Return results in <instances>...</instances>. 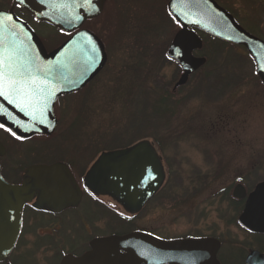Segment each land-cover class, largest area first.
<instances>
[{
    "label": "rangeland",
    "instance_id": "rangeland-1",
    "mask_svg": "<svg viewBox=\"0 0 264 264\" xmlns=\"http://www.w3.org/2000/svg\"><path fill=\"white\" fill-rule=\"evenodd\" d=\"M168 1L104 0L101 13L82 27L102 38L106 63L82 91L59 100L54 109L58 126L49 136L7 144L2 162L8 180L25 166L54 159L67 160L81 172L102 152L142 140L161 155L165 180L135 218L122 217L110 200L95 209L87 202L85 209L59 219L71 225L68 231L64 227L69 236L61 235L60 248L83 243L87 233L135 228L162 235L215 231L239 255L264 243L237 224L242 205L230 200L235 184L251 190L264 180V84L243 46L201 35L196 55L206 62L173 90L181 70L165 57L178 29L167 14ZM215 1L246 31L264 35V0ZM10 4L0 0V7ZM24 14L45 50L66 40L51 25ZM54 220L27 211L10 263L57 264L50 238H41L49 232L45 223Z\"/></svg>",
    "mask_w": 264,
    "mask_h": 264
},
{
    "label": "water",
    "instance_id": "water-1",
    "mask_svg": "<svg viewBox=\"0 0 264 264\" xmlns=\"http://www.w3.org/2000/svg\"><path fill=\"white\" fill-rule=\"evenodd\" d=\"M104 0H12L8 10H0L4 22L3 47L15 48L20 62L29 65L37 84L45 89L47 107L42 122L25 115L0 97V124L21 138L36 134L50 135L56 127L54 104L63 94L84 87L103 67L106 61L103 44L86 29H79L87 19L97 17ZM22 7L37 21L45 22L60 31L77 30L56 49L46 52L34 30L14 13ZM168 10L180 24L167 54L182 67L175 86L183 85L188 76L202 66L206 59L194 57L193 49L201 48L202 41L192 28H197L222 41L243 45L256 64V73L264 84V41L243 29L224 8L214 0H169ZM8 16L15 22L18 36L9 31ZM182 53L176 55V51ZM44 107L43 103L40 104ZM5 148L0 142V157ZM1 172V169H0ZM165 172L155 148L146 140L118 150L102 152L87 171L84 184L95 194L107 195L129 213H137L160 188ZM232 195L246 197L239 222L255 233L264 234V180L246 194L241 185ZM81 197L71 172L66 165H31L26 168L21 184H10L0 173V262L7 259L15 246L21 229L23 207L32 200L37 209L58 212L76 206ZM211 244L207 257L203 251ZM219 242L212 239L163 240L151 234L135 231L124 235L95 238L90 249L79 257L68 254L61 264H195L214 262ZM203 257V258H202ZM264 260L261 253L251 250L247 264H257L254 258ZM255 258V259H256ZM9 264V263H8Z\"/></svg>",
    "mask_w": 264,
    "mask_h": 264
},
{
    "label": "flooded vegetation",
    "instance_id": "flooded-vegetation-1",
    "mask_svg": "<svg viewBox=\"0 0 264 264\" xmlns=\"http://www.w3.org/2000/svg\"><path fill=\"white\" fill-rule=\"evenodd\" d=\"M7 2H9V0H5ZM9 5L4 8V7H0V9L2 10H8L9 9ZM224 8V7H223ZM226 9V8H225ZM227 10V9H226ZM229 13H231L229 10H227ZM21 13V12H19ZM16 14L23 20H25L27 23H29L28 21V18L25 16L24 13H21V14H18L16 12ZM168 14V13H167ZM232 14V13H231ZM169 15V14H168ZM234 16V14H232ZM169 18L172 20V18L169 16ZM235 18V16H234ZM94 18L92 19H89V20H86V21H91L93 20ZM85 21V22H86ZM84 22V23H85ZM238 22V21H237ZM83 23V24H84ZM175 23V22H174ZM30 24V23H29ZM178 27L177 31L180 29V25L178 23H175ZM81 28H84V29H87L89 30L90 32H92L93 34H95L99 40L102 42L103 44V48H104V51H105V45H104V42L102 41V38L100 36H98L94 31H92L91 29L89 28H85V27H82ZM193 30L201 37V35H205L207 37H209L208 35L204 34L203 32H201L200 30L196 29V28H193ZM261 31L263 32L264 31V14H263V26L261 28ZM75 33V31H72L70 33L67 34V37H71L73 34ZM257 36V35H255ZM258 38L264 40V35L262 36H257ZM202 39V37H201ZM203 41V39H202ZM203 46V45H202ZM169 48V47H168ZM202 48V47H201ZM201 48H196V49H193L191 54L194 56V57H203V56H198L196 55V51L201 49ZM168 50V49H167ZM47 52H50L51 50L49 49H46ZM167 53V52H166ZM105 55H106V61H107V53L105 51ZM206 59V58H205ZM105 61V63H106ZM174 61V60H173ZM176 62V61H175ZM176 64L178 65V67L180 68L181 70V73H182V67L180 66V64L178 62H176ZM200 68V67H199ZM95 77V76H94ZM93 77V78H94ZM92 78V79H93ZM89 83V82H88ZM181 86L183 85H180V86H176L174 87L173 86V90L177 89V88H180ZM84 87L80 88L79 90L77 91H74V92H71L69 94H65V95H61L55 105H54V109H55V106L56 104L59 102V100L61 98H64V97H68V96H73V95H76L78 94L80 91H82ZM55 111V110H54ZM55 117H56V127L55 129L57 128L58 126V117L57 115L55 114ZM54 129V130H55ZM53 130V131H54ZM8 133V135H7ZM4 134L6 135L7 138L5 137H2L1 135ZM45 137V136H49V135H35V136H31L27 139H23V138H17L16 135H13V133H11L8 129H6L5 127L3 128H0V142L1 144L4 146L5 148V153L3 156L0 157V169H1V176L3 177V179L5 181H7L8 183L10 184H21L22 182V179H23V175H24V172L26 170L27 167L31 166H25L23 168V171L21 172V174H15L14 176L10 177V180L6 179V176H9L5 170V165H3V162H2V159L3 157L5 156L6 154V151L7 149L9 148L8 147V142L10 143H13V142H16V143H23L24 141L26 140H29V139H33L35 137ZM152 144V143H151ZM153 145V144H152ZM154 146V145H153ZM154 148L156 149L157 153H158V150L156 148V146H154ZM121 149V148H120ZM159 154V153H158ZM160 155V154H159ZM161 157V155H160ZM161 160H162V157H161ZM54 163H62L64 165L67 166V168L69 169V171L71 172L79 190L81 191V197H80V200L79 202L77 203L76 206H68V207H65L64 209L58 211V212H50V211H47V210H42V209H37L34 205H33V202L35 200H32L30 203H27L24 207H23V210H22V225H21V231H20V234L18 237H20L21 234H24V218L26 217V213L27 211H32V212H36L38 214L40 213H45V214H50L52 218H54L55 220L54 221H51V222H48V223H45L47 225H49V232L48 233H45L41 236V238L45 239L47 237L50 238V241L52 242L51 246L52 248L54 247L56 250L55 252L56 253V257H57V261L56 263L57 264H61V261L62 259L64 258V256L68 255V254H71L73 256H76V257H79L81 256L82 254H84L86 251H88L90 249V242L95 239V238H99V237H105V236H108V235H112V234H118V235H123V234H126L128 232H131V231H143V232H147V233H150V234H153L157 237H160L162 239H165V240H174V239H203V238H206V239H212L213 240V246H214V240H219V245L216 249V253H215V258H216V264H247L246 263V258L248 257V254L251 250H256L258 251L259 253H261L264 257V243H262L261 241V244L257 247V248H254V247H248L246 248L245 252L243 254H236L233 250V248L231 246H227L226 244H223V242L217 237V234L215 231H211L210 233H204V234H194V233H188V234H165V235H162V234H159L157 232H154L150 229H144V228H135V229H132L130 231H127V232H118V233H109V234H104L102 232H96L92 235H89V233L86 234L85 239H84V242L83 243H80V244H77L75 246H70V247H64V248H60L61 247V240H62V237L61 235L63 236L65 234V237L69 236L67 235V233H64V231H68V230H71L70 229V224L69 223H66L62 220L59 221V219L61 217H64L65 215L73 212V211H77L79 208H83L85 209V207H87V202H89L90 206L92 205L95 208H98V207H101V206H105L106 207V200H110V202L115 206V207H118L119 210H121L123 213H124V216L122 217H126L127 219L128 218H135L136 214L138 213H135V214H131V213H128L126 212L125 210H123L121 208V206L119 204H117L112 198H110L109 196H105V195H96L94 194L92 191L89 190V188L84 184V178H85V175L87 173V171L89 169H86L84 171H81L79 172L78 170L75 169V166L73 165V163H70L69 161L67 160H61V159H54V160H48L46 162H34L32 163V165H37V164H40V165H51V164H54ZM18 170V169H17ZM236 185H241L244 187L245 189V192L246 194H248L251 190H247V188L241 184L240 182L237 183ZM235 185V186H236ZM159 189L157 190V192L147 201V203L145 205H147L154 197L155 195L158 193ZM233 191V190H232ZM247 197V195H246ZM246 197L244 198H241V199H238V198H234L232 193H231V197H230V200H233V202L235 204H238V205H242V208L240 209V212H239V215L243 209V206H244V203H245V200H246ZM145 205L142 207L144 208ZM239 215L237 216L236 218V221H237V224L242 228L244 229V231H246L247 233H249L250 235H254L255 237H257L258 239L260 240H263L264 242V234L263 233H252L251 231H249L244 225H242L239 220H238V217ZM59 217V218H58ZM58 218V219H56ZM37 224V223H35ZM41 227V224L37 225V228ZM64 227H66L67 229L64 230ZM23 232V233H22ZM88 236V237H87ZM55 239H60L59 243H55ZM57 247V248H56ZM15 248V247H14ZM212 250V247H211V244L208 248H205V251H203V254L204 256H208L211 254V251ZM14 251V249L12 250ZM12 253V252H11ZM10 253V254H11ZM203 258V257H202ZM256 258V257H255ZM255 262L257 264H264V260L263 259H260L259 257L256 258ZM10 255L8 256V258L2 262H0V264H11L10 263ZM188 261H190V263L192 262H196L195 264H215L214 262L210 261V262H200L201 259H193L191 257H188L187 258ZM164 264H171V263H164Z\"/></svg>",
    "mask_w": 264,
    "mask_h": 264
},
{
    "label": "snow or ice",
    "instance_id": "snow-or-ice-1",
    "mask_svg": "<svg viewBox=\"0 0 264 264\" xmlns=\"http://www.w3.org/2000/svg\"><path fill=\"white\" fill-rule=\"evenodd\" d=\"M23 2L24 0H21V3ZM39 2L44 3L45 0H39ZM7 19L10 22L9 31L13 36H18L13 17L8 16ZM4 26L3 20H0V37H2ZM175 51L176 55L182 54L179 49ZM0 97L25 115L32 117L33 120H36L39 114V122H42L44 110L47 107L45 89L37 84L36 78L29 70V65L20 62L16 49L11 46L7 49L3 47L2 38H0ZM41 103L44 105L43 108L39 107ZM3 127L4 125L0 124V128Z\"/></svg>",
    "mask_w": 264,
    "mask_h": 264
},
{
    "label": "trees",
    "instance_id": "trees-1",
    "mask_svg": "<svg viewBox=\"0 0 264 264\" xmlns=\"http://www.w3.org/2000/svg\"><path fill=\"white\" fill-rule=\"evenodd\" d=\"M212 41L214 40V41H218V42H220V43H222L221 41H219V40H217V39H215V38H212V37H209ZM164 54H165V52H164ZM165 57H166V55H165ZM166 59L167 60H169L167 57H166Z\"/></svg>",
    "mask_w": 264,
    "mask_h": 264
},
{
    "label": "bare ground",
    "instance_id": "bare-ground-1",
    "mask_svg": "<svg viewBox=\"0 0 264 264\" xmlns=\"http://www.w3.org/2000/svg\"><path fill=\"white\" fill-rule=\"evenodd\" d=\"M178 86H180V85H178ZM174 87H176L175 84H174Z\"/></svg>",
    "mask_w": 264,
    "mask_h": 264
}]
</instances>
